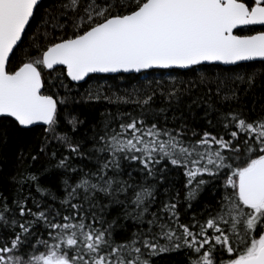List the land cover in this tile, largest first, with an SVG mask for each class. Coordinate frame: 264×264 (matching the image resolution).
<instances>
[{"label":"snow or ice","instance_id":"snow-or-ice-1","mask_svg":"<svg viewBox=\"0 0 264 264\" xmlns=\"http://www.w3.org/2000/svg\"><path fill=\"white\" fill-rule=\"evenodd\" d=\"M253 25L264 0H0V264H264ZM152 69L194 79L73 95ZM101 99L116 111L90 119Z\"/></svg>","mask_w":264,"mask_h":264},{"label":"trees","instance_id":"trees-1","mask_svg":"<svg viewBox=\"0 0 264 264\" xmlns=\"http://www.w3.org/2000/svg\"><path fill=\"white\" fill-rule=\"evenodd\" d=\"M251 29V30H249ZM264 29V28H261ZM260 27H246L242 28L240 30H237L240 34H252L256 31H259ZM251 63V62H249ZM260 65L257 63V67ZM226 67V66H225ZM59 70V68H58ZM187 70H168V69H153L148 70L147 73H139V74H113V75H107V74H94L92 75L93 79L89 80L87 84L84 82L75 83L73 82L72 87L74 89L73 95H80L83 94L85 88L88 87L89 84H95L100 83L101 85L105 86V89L107 86H111V90L113 92H117L120 95H124L125 92L131 93L133 91V88H140L142 85L147 86L149 81H159L164 85H168L170 83V74L171 76L178 77L179 79L187 80V79H194L193 76L190 74L186 75L185 73ZM152 87H155V84H152ZM78 90V91H75ZM261 95L260 91L257 90L256 96L259 97ZM260 101L257 102V107L259 106ZM166 102L164 100V97L157 94L155 98V107H161L165 106ZM120 110L124 112H138L139 109L131 104H123L120 106ZM83 111L85 115H88L90 119L99 121L103 117L101 116V113H104L106 111H116V106L114 104H110L108 101H105L101 99L100 101H92L88 104L83 106ZM197 116H202L203 113L199 109L196 110ZM39 131V129L37 130ZM9 163L5 165V171H10L12 168V161L14 159L13 152H9ZM177 181L182 179V177L173 174ZM177 188L179 187V183L175 185ZM162 191V190H161ZM206 196V193L204 194ZM183 257L181 255H177L176 253H164L161 254L160 257L154 258L155 264H177L178 261L182 260Z\"/></svg>","mask_w":264,"mask_h":264},{"label":"water","instance_id":"water-1","mask_svg":"<svg viewBox=\"0 0 264 264\" xmlns=\"http://www.w3.org/2000/svg\"><path fill=\"white\" fill-rule=\"evenodd\" d=\"M253 26H255V27H264V26H260V25H253ZM246 27H250V26H246ZM244 28V27H243ZM242 29V28H241ZM238 30H240V29H238ZM262 31H264V30H262ZM255 33V32H254ZM254 33H252V34H254ZM237 34L238 35H250V34H240V33H238L237 32ZM153 70V69H152ZM181 70H183V69H181ZM97 74H107V75H113V74H120V73H97ZM124 74H131V73H124ZM134 74H139V73H134ZM91 75H94V74H91ZM75 83H80V82H75Z\"/></svg>","mask_w":264,"mask_h":264},{"label":"flooded vegetation","instance_id":"flooded-vegetation-1","mask_svg":"<svg viewBox=\"0 0 264 264\" xmlns=\"http://www.w3.org/2000/svg\"><path fill=\"white\" fill-rule=\"evenodd\" d=\"M250 27H255V26H250ZM244 28H246V27H244ZM261 28H264V27H260V30H259V31H262V30H264V29H261Z\"/></svg>","mask_w":264,"mask_h":264}]
</instances>
